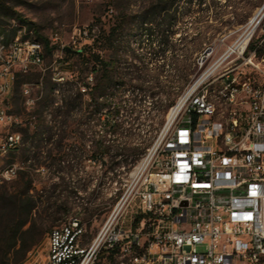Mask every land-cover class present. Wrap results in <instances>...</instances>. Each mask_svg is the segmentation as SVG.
I'll use <instances>...</instances> for the list:
<instances>
[{
    "label": "built area",
    "instance_id": "obj_1",
    "mask_svg": "<svg viewBox=\"0 0 264 264\" xmlns=\"http://www.w3.org/2000/svg\"><path fill=\"white\" fill-rule=\"evenodd\" d=\"M57 41L55 34L48 48ZM259 47L264 45L246 56L245 48L229 49L208 66L212 50L200 54L197 65L202 71L186 86L192 97L183 93L176 99L155 144L139 158L149 156L147 170H139L143 180L134 181L128 197L114 205L87 244L82 242L85 230L79 218L53 228L45 264H95L100 259L108 264H263L264 70L256 62ZM45 56L44 43L29 40L0 48V155L11 143L1 144L6 116H13L11 141L22 139L23 120L8 110L10 91L33 68L44 71ZM246 67L263 79L247 75ZM212 77H220L212 94L223 99L226 112L202 101L204 84ZM58 78L55 73L51 79ZM228 80H236L239 87L237 103H230ZM22 93L25 105L32 107L27 84ZM17 170L15 163L10 174ZM8 177L0 175V185ZM121 251H128V259H121Z\"/></svg>",
    "mask_w": 264,
    "mask_h": 264
},
{
    "label": "rangeland",
    "instance_id": "obj_2",
    "mask_svg": "<svg viewBox=\"0 0 264 264\" xmlns=\"http://www.w3.org/2000/svg\"><path fill=\"white\" fill-rule=\"evenodd\" d=\"M224 1L220 0L219 5H223ZM155 2L156 0H0V44L8 45L17 39L37 40L36 34L47 41L55 34L58 37L57 43L53 45L55 51L45 56V70L33 68L28 75L19 77L8 96L9 111L18 114L23 120V125L19 128L22 133V143L10 151L7 161L5 160L7 164L16 163L18 170L14 172L9 182L0 185V197L4 192L10 193L19 187L22 180L28 179L31 181L30 194L36 196L37 200L41 196L43 200L42 204L38 203L33 209L28 222L23 227L25 229L33 224L41 241L27 254L22 264H45L50 231L60 227L73 216L79 218L84 226L83 245L90 242L110 215L123 191L124 182L134 167L124 175L122 165H116L111 172H107L106 176L100 179L99 176L104 168L93 161L80 159L78 151L81 150V141L86 145L90 144L89 140L99 134L98 125H95L94 121L88 123L90 109L86 105L74 106L67 114L68 117L64 115L65 107H61L60 111L63 114L57 122H64L65 125L54 122L58 107L57 104H52L53 94L50 93L53 83L57 82L51 79L53 74L59 73V77L64 79L58 82L64 85L70 79L71 70H81L77 56L66 57L64 51L62 54L59 52L60 46L81 50L88 42V30L91 29L93 33H97L99 29L108 31L117 16L125 12L128 24L123 32V38L125 42L127 41V45L123 47V54L128 62H132L134 55L132 50L135 49L143 54L148 52L147 37L139 35L135 22L140 19L143 11L149 9ZM225 10L222 22L214 18L195 22L191 17L181 20L174 27L177 30L174 42L180 44L179 48L182 50L179 53L187 49L191 54V59L186 61V64H190V70L195 67L192 81L202 71L198 69L197 59L206 49L212 50L205 65L208 66L231 47L236 46V42L241 38L239 48L244 46V56L252 52L247 49L249 44L264 45V0H233ZM257 10H262L258 25L252 31L247 30L250 19ZM181 36L186 40L184 47L179 40ZM202 38L207 42L204 50L193 52L194 45ZM154 45H157L156 42ZM114 50V47H109L102 50L100 55L105 60L109 59L114 57ZM59 55L62 56L61 59ZM235 56L236 54H233L229 60ZM261 57L264 59V55H261L256 62L260 63L259 68L264 70V60L261 61ZM179 59L182 60L181 57ZM154 63L163 65L166 70L163 75L173 80L172 84H168L162 76L159 79L162 87L178 84L167 59H158ZM243 72L258 81L263 79V76L248 67L244 68ZM83 77L85 80V75ZM90 77L92 75L88 74L86 81H90ZM24 84L28 85L29 95L34 99V104L30 108L25 105L22 93ZM163 100L164 94H158L154 100L149 97L143 98L141 104L143 111L139 113L138 124H125L124 130L127 136L120 135L116 144H125L127 148L141 146L160 120L152 106L155 101L160 103ZM55 101L61 106L58 97ZM83 101L86 102L87 98L84 97ZM168 111L163 116L160 128ZM29 121L32 124L27 135H24L22 129L28 126ZM14 129L12 128L11 131ZM47 129L48 133L42 135ZM59 131L62 135L58 136L55 133ZM32 134L37 136L32 137ZM58 144L62 145V153L56 151ZM66 153H69L71 160L58 165L57 160ZM70 165H73L71 172L68 170ZM85 206L89 207V211L83 209ZM95 264H108V262L100 259Z\"/></svg>",
    "mask_w": 264,
    "mask_h": 264
},
{
    "label": "trees",
    "instance_id": "obj_3",
    "mask_svg": "<svg viewBox=\"0 0 264 264\" xmlns=\"http://www.w3.org/2000/svg\"><path fill=\"white\" fill-rule=\"evenodd\" d=\"M219 3L220 0H156L153 6L144 10L140 19L135 22L139 35L147 37L148 52L143 54L135 49L132 50L134 54L132 62H128L123 54V47L127 45V41L125 42L123 38V32L128 24L125 12L117 16L108 31L99 29L97 33H93L91 29L88 30V42L81 50L64 51L66 57L77 56L81 70H71L70 79L64 84L66 87L62 83H53L50 90L53 94L52 104H57L58 107L54 122L65 125L64 122H57L63 114L60 111L63 106L66 109L64 112L66 117L74 106L86 105L90 109L88 123L94 121L95 125H98L99 134L97 133L96 138L89 140L90 144L86 145L81 141L78 156L82 161H93L104 168L99 176L100 179H103L116 165H122L124 175L131 170L155 138L165 113L174 105L178 96L195 76V67L193 66L190 70V64H186V61L191 59V54L187 52V49L179 53L182 52L179 48L180 44L174 42L177 31L174 28L175 25L191 17L195 22H202L209 18L222 22L226 13L225 8L230 6L233 0H225L223 5ZM36 36L37 41L44 43L46 54L50 55L53 47L48 48V41L37 34ZM204 39L202 38L194 45L193 52L204 50V45L207 43ZM179 40L184 47L185 38L181 36ZM109 47H114L115 54L114 57L105 60L100 52ZM255 48L256 46L249 44L247 49L251 51ZM263 53V47L257 48L258 56ZM163 58L167 59L172 67L178 83L176 86L162 87L160 85L159 79L162 76L168 84L173 83L167 75H163L166 72L163 65L154 63ZM88 74L92 75L90 81H86ZM83 75L86 77L85 80ZM158 94H164V100L160 103L155 101L152 108L156 110L160 120L145 142L135 148L116 144L120 135L127 136L124 130L125 124H138L139 113L143 111L141 110L143 98L149 97L154 100ZM57 97L61 106L55 101ZM84 97L87 98L86 102L83 101ZM29 126L30 121L28 126L22 129L24 135H27ZM43 133H48V129L44 130L42 135ZM55 134L62 135L60 131ZM32 135V137L37 136ZM56 151L62 153L61 144L57 145ZM65 155L57 160L58 165L71 160L69 153ZM74 155L76 157V152ZM72 167L73 165H70L69 172L72 171ZM30 191L31 181L27 179L22 180V184L15 190L10 193L4 192L0 197V264H22L27 254L41 241L33 224L23 228L33 209L38 203H43L41 196L37 200ZM83 209L89 211L88 206Z\"/></svg>",
    "mask_w": 264,
    "mask_h": 264
},
{
    "label": "bare ground",
    "instance_id": "obj_4",
    "mask_svg": "<svg viewBox=\"0 0 264 264\" xmlns=\"http://www.w3.org/2000/svg\"><path fill=\"white\" fill-rule=\"evenodd\" d=\"M262 15V10H257L256 13L252 16L250 19V23L247 27V30L251 31L253 30L254 27L258 25V20L260 19ZM22 40V41H27ZM30 42L34 44H42L43 42L37 41V40H29ZM241 43L237 44L234 47H231V49L240 52L244 46L240 47ZM15 46V42H12L8 45L6 44H0L1 47H11ZM64 78L59 77L58 79H53L54 81H61ZM59 83V82H58ZM220 85V77H212L211 82H205L204 88H203V93H202V101L203 103H210L211 107L218 112H226V105L223 101V99H220L218 94H212L215 92V86ZM188 86V85H187ZM226 88L227 89H232L230 90V103H237L238 102V96H239V87H236V80H228L226 81ZM184 93V98H191L192 97V89H186L181 92V94L178 96L177 99L182 97V94ZM211 94V96H210ZM9 110V109H8ZM175 109H172L169 114L168 118L171 117ZM10 115H17L16 113H12L9 111ZM164 124L160 129H163ZM14 128L13 126V116H6V124H5V134H2L1 136V144H8L10 143L9 146H6L4 149H1V155H0V175H9L8 178H3V184L9 182L13 174H10L13 170V164H7V157L10 153V151L16 149L18 146L21 145L22 139H16L11 141L12 135H14V131H11V129ZM155 144V138L153 139L151 145L148 148H151L152 145ZM147 148V149H148ZM146 149V151H147ZM145 151V152H146ZM6 160V161H5ZM149 165V156H142L140 161L138 160L132 170L129 172L124 185H123V191L117 201V203H120L122 200L125 199V197H128L129 194V189L131 186H133L134 181H142L143 180V171L139 170H147V166ZM116 203V204H117ZM68 223H77V217L73 216L68 219ZM121 259H128V251H121ZM261 260H263L264 264V252H261Z\"/></svg>",
    "mask_w": 264,
    "mask_h": 264
},
{
    "label": "water",
    "instance_id": "obj_5",
    "mask_svg": "<svg viewBox=\"0 0 264 264\" xmlns=\"http://www.w3.org/2000/svg\"><path fill=\"white\" fill-rule=\"evenodd\" d=\"M259 20H260V19H259ZM259 20H258V21H259ZM64 50L67 51V52H71V51H72V49H70V48H68V47H65Z\"/></svg>",
    "mask_w": 264,
    "mask_h": 264
}]
</instances>
